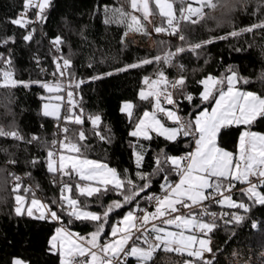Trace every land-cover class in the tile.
Instances as JSON below:
<instances>
[{
	"label": "snow or ice",
	"instance_id": "snow-or-ice-1",
	"mask_svg": "<svg viewBox=\"0 0 264 264\" xmlns=\"http://www.w3.org/2000/svg\"><path fill=\"white\" fill-rule=\"evenodd\" d=\"M240 2L241 0H129L131 11L122 8L114 11L119 17L118 22L125 23L129 32L150 35L148 26L152 25L151 31L154 33L178 35L180 41H185L182 24H198L207 16L206 9H221L224 14L231 13ZM50 3L51 0H24L23 13L10 23L27 28L29 24L43 22ZM259 6L264 7V0H260ZM32 9L36 10L35 20L28 17V12ZM156 15L161 18L159 25L152 24L151 18ZM257 29L264 30V21L187 48L178 46L175 51L144 59L119 71L162 61L169 67H178L183 73V64H173L180 54L188 51L199 55L197 50L212 44L214 39H228L229 36L236 37ZM34 31L35 29L29 30L23 36L24 41H31ZM127 34L125 32L124 35ZM9 41L15 42L12 37H8L0 39V44H7ZM51 43L59 51L63 40L57 36ZM70 68L71 60L60 57L53 73L54 77L59 76L60 79L52 82L19 81L15 79L12 70L11 55L0 53V88L15 89L19 86L30 87L32 83L38 84L49 94L41 97L47 100L42 105V115L56 120L58 132L63 135V139L51 141L44 161L47 172L51 175V182L60 187L59 198L44 203L36 197L31 186L23 185L21 176L10 173L14 180L12 191L15 215L50 219L61 225L55 229V234L49 241V252L60 257V264H132L129 258H135V264H154L159 253L186 256L184 264H212V260L206 259L205 254L213 251L211 234L220 226L218 221H223L225 225L239 224L245 217L238 212H211L208 206L216 204L222 208L248 212L249 204L233 199V190L237 184L244 185L239 192L248 201L264 205V133L253 130L258 121L264 120V96L241 90L237 85L249 84L250 81L241 77L234 68H229L228 74L222 78L209 74L197 82L203 87L201 101L214 106L210 111L208 107H204L194 119L184 120L179 115V102L174 99L173 93L183 92L187 78L180 74L176 79L170 80L162 70L156 73L155 78L145 77L143 83L146 88L140 90L139 99L151 103L153 110L143 112L129 135L151 140V133L155 132L168 141H175L182 134L194 138L195 149L183 157L168 156L161 150L155 158L156 168L153 173H137L138 179L145 181L138 185L106 163L88 159L81 151L87 147L82 143L87 140L82 127L86 119L100 140L110 142V138L100 131V115L89 114L85 117L83 108L76 111L78 105L72 89L79 88L84 81L75 82L72 73L66 72ZM161 97L164 103L173 105L175 110L163 107ZM184 98L190 103L193 101L191 93L185 94ZM134 107L133 103L125 102L121 112L131 120ZM157 113H163L175 127H166L157 118ZM69 125L81 128L77 133L69 135L73 131ZM231 126H243L235 152L218 144L221 130ZM0 138L25 140L18 129L3 125H0ZM37 140L39 137L32 136L25 142L31 144ZM133 147L135 162L139 168L144 160L143 149L141 147L140 151H135L136 146ZM7 163L14 165L17 161L10 159ZM29 163L35 166L40 161L33 159ZM169 172L174 173L178 180L169 181ZM160 173H164L161 195L146 197L152 210L140 208L137 202L134 209L129 210L111 227L110 238L102 240L109 215L115 209L137 201L141 193L150 187L149 176ZM113 190L120 194L122 200L113 201L102 213L88 210L87 200L79 199L100 196ZM64 216L69 217L67 224H71L73 220L91 222L96 225L95 230L87 236H81L65 225ZM252 226L257 227L256 224ZM11 264L27 262L14 257Z\"/></svg>",
	"mask_w": 264,
	"mask_h": 264
},
{
	"label": "trees",
	"instance_id": "trees-1",
	"mask_svg": "<svg viewBox=\"0 0 264 264\" xmlns=\"http://www.w3.org/2000/svg\"><path fill=\"white\" fill-rule=\"evenodd\" d=\"M114 0H51L45 11L46 19L33 26L35 29L31 41H24L23 36L28 28H21L10 23L17 18V11L24 7V0H0V39L12 37L14 43L0 44V53L11 55L12 70L15 79L24 82L47 81L41 78L34 62V54L43 56L48 64L53 60L50 40L60 36L63 58L71 60V68L75 82L84 81L79 88H73L79 112L83 108L85 117L89 114L100 115L102 123L100 131L110 138V142L100 140L93 132L91 123L86 119L83 127L87 145L82 148L84 156L106 163L114 167L122 176L132 179L136 184H143L137 177L138 172L151 174L156 168L155 158L164 151L168 156H178L191 150L192 138L182 134L175 141H168L162 136L152 133L151 140L129 135L132 126L140 117L141 112L151 103L141 101L138 96L140 89L146 88L145 77L155 78L156 73L164 71L168 78L183 74L187 78L183 92L175 91V100L179 102V115L184 119L193 117L204 107L213 104L204 103L200 99L202 85L197 82L211 74L222 78L228 74L229 68L237 70L238 74L247 78L250 83H240L241 90L253 91L264 96V30L257 29L228 39H214L197 52H184L177 56L173 64H183L185 71L178 67L160 63L143 65L119 71L128 65L151 59L157 55L163 56L168 51H174L178 46L188 47L210 38L226 36L231 31H239L252 24L264 21V7L260 0H241L236 9L224 14L221 9L205 10L208 14L196 25L182 24V34L186 40L166 38L160 35L152 45L132 43L123 39V27L115 22L106 23L103 6L114 4ZM111 73V75H108ZM100 77V78H95ZM49 82V81H47ZM191 93L190 103L184 95ZM48 93L38 84L30 87L19 86L15 89L0 88V125L14 127L20 131L25 140L16 141L10 138H0V168L5 175V183L0 185V264H11L14 257L22 258L27 264H60L58 255L49 252V239L54 232L57 222L50 219L40 220L27 215L16 216L14 212L13 183L10 173L24 174L35 190L46 203L59 198V185L51 182V175L44 163L46 152L53 138L57 121L52 117H44L40 106L41 97ZM129 100L135 107L133 118L130 120L121 112L122 101ZM62 115L64 109H62ZM77 133L81 126L69 125ZM243 126H231L222 129L218 144L227 150L234 151ZM253 129L264 131V120L258 121ZM32 136L39 140L26 143ZM135 151L143 149L144 160L137 168ZM14 159L16 164L10 165L8 160ZM37 159L40 163L33 166L29 161ZM167 170V169H166ZM30 174V175H29ZM164 173L150 175V187L141 193L137 201L125 204L115 209L105 224L104 236L108 234V224L114 215L134 209L136 203L143 206L147 203V194L161 189L164 183ZM176 178L174 173H168V179ZM25 181L23 185L25 186ZM39 185V188H36ZM237 184L233 190V199L243 200L250 205V210H236L245 217L239 224H222L211 234L213 256L212 264H248L249 254L258 262L264 264V205L252 204L243 197ZM30 197V194H29ZM87 200L88 207L102 213L109 203L122 200L116 191H109L92 198L79 197ZM219 206V205H218ZM38 215V214H36ZM69 217L64 216L65 225L87 236L95 230L91 222L73 220L67 224ZM256 224L257 227L252 225ZM238 252V259L233 260L232 253ZM135 261V258H129ZM187 259L182 256V262Z\"/></svg>",
	"mask_w": 264,
	"mask_h": 264
},
{
	"label": "rangeland",
	"instance_id": "rangeland-1",
	"mask_svg": "<svg viewBox=\"0 0 264 264\" xmlns=\"http://www.w3.org/2000/svg\"><path fill=\"white\" fill-rule=\"evenodd\" d=\"M115 1V3L114 4H112V5H108V6H103V9H104V11H105V15H106V19L107 20H109V21H112V22H115L116 24H119V25H122V27H123V39L124 40H126V41H129V42H132V43H144L145 45H147V46H150V45H152L153 43H154V41H155V38L157 37V36H160V35H163L164 33H160V34H157V33H154V32H152L151 31V28H152V25H149L148 26V28H149V32L151 33L150 35H144V34H142V33H139V32H129L128 31V29H127V27H126V24L125 23H120V22H118V19H119V17H118V15L115 13V11L114 10H116V9H124L125 11H131V9L129 8V0H114ZM137 15H139V14H137ZM152 24L153 25H159L160 24V22H161V18L158 16V15H156V16H153L152 18ZM125 32H127L128 34H127V36H125L124 34H125ZM165 36H166V38L168 39V38H171V36H169V35H167V34H164ZM176 49V48H175ZM175 51V50H174ZM177 76V75H176ZM178 77V76H177ZM216 77V76H215ZM44 82H47V81H44ZM141 90V89H140ZM140 90L138 91V96H139V92H140ZM202 90H203V87H202ZM201 90V91H202ZM49 95V94H48ZM173 95H174V99H175V92L173 93ZM65 96H66V94H65ZM74 99L76 100V98H75V96H74ZM65 101H66V99H65ZM161 101H162V106L163 107H166V108H170V109H173V110H175L174 109V106L173 105H167L166 103H164L163 102V97H161ZM45 102H47V100H44V101H42V103H41V106H40V109H41V112H42V105L45 103ZM125 102H131V101H129V100H126V101H122V103H121V106H120V109H121V107H122V105H123V103H125ZM132 103V102H131ZM212 106H214V104L212 105ZM211 106V107H212ZM211 107H208L209 108V111L211 110ZM63 109V108H62ZM145 110H148V111H152L153 109H152V105H151V107H147L146 109H144L142 112H141V114H140V117L143 115V112L145 111ZM201 111V110H200ZM199 111V112H200ZM198 112V113H199ZM61 113H62V110H61ZM197 113V114H198ZM196 114V115H197ZM157 118L158 119H160L161 120V122L162 123H164L165 124V126L166 127H175V125L171 122V121H168L167 120V118L164 116V114L163 113H157ZM195 118V116L193 117V119ZM136 122H138V120L136 121ZM135 122V123H136ZM135 123H134V125L132 126V129H131V131H133L134 130V127H135ZM243 130V129H242ZM241 130V131H242ZM253 130H255V129H253ZM255 131H258V130H255ZM258 132H262V133H264V131H258ZM153 133H155V132H153ZM152 134V133H151ZM240 135V134H239ZM192 138V145H191V150H189V151H187V152H185V153H183V154H181L182 156L181 157H183V156H185L187 153H189L190 151H194V149H195V143H194V138L193 137H191ZM238 139H239V137H238ZM237 144H238V140H237V143H236V146H237ZM50 146V145H49ZM227 150V149H226ZM236 150V149H235ZM235 150L233 151V152H235ZM228 151H230V150H228ZM174 157H180V155H178V156H174ZM88 159H91V158H88ZM92 160H95V159H92ZM98 161V160H97ZM103 163V162H102ZM109 167H111V166H109ZM112 168H114V167H112ZM0 170L2 171V168H0ZM0 171V172H1ZM178 180V179H177ZM59 196H60V192H59ZM37 198H39L38 196H36ZM30 198V197H29ZM40 199V198H39ZM80 199V198H79ZM113 202H111V203H109V205L110 204H112ZM88 210H90V211H93V212H97V213H100L98 210H96V209H93V208H90V207H88ZM129 211V210H128ZM128 211H126V212H124L123 214H121V215H114L113 216V218L110 220V223L108 224V234L106 235V237H107V239H109L110 238V232H111V227L113 226V225H115L119 220H121L122 218H123V216L128 212ZM240 213V212H239ZM36 214H39V213H36ZM240 215H241V213H240ZM61 225H57L56 226V228L57 227H60ZM55 228V229H56ZM69 228V227H68ZM71 231H73V232H75V233H78L79 235H81V236H84V234L83 233H81V232H79V231H77V230H74V229H72V228H69ZM55 234V230H54V232L52 233V235L50 236V238L53 236ZM49 241H50V239H49ZM213 256V254L212 253H206L205 254V258L206 259H210L211 257ZM231 257L233 258V260H237L238 259V252L237 251H235V252H233L232 253V255H231ZM252 257H253V255H250L249 254V262H248V264H251L250 262L253 260V262L255 263V262H258V260L257 259H255V258H253L252 259ZM59 259H60V257H59ZM182 256L181 255H179V254H175V253H159L158 254V256H157V258L155 259V261H154V264H184V261H183V263H181L182 261Z\"/></svg>",
	"mask_w": 264,
	"mask_h": 264
},
{
	"label": "built area",
	"instance_id": "built-area-1",
	"mask_svg": "<svg viewBox=\"0 0 264 264\" xmlns=\"http://www.w3.org/2000/svg\"><path fill=\"white\" fill-rule=\"evenodd\" d=\"M23 11H24V7L23 8H21V9H19L18 11H17V16H20L22 13H23ZM35 9H32V10H30L29 12H28V17L30 18V19H32V20H35ZM36 23H32V24H29L28 25V31L29 30H31V29H33V26L35 25ZM171 38H178V35L177 36H171ZM52 42V40H50V42H49V44H50V47H51V50H52V54H53V60H52V62H51V64H48L47 62H46V59L43 57V56H40V55H38V54H34V62H35V66H36V68H37V71L39 72V74H40V76H41V78H43V79H45V80H47V81H49V82H52V81H54V80H58V79H60L59 78V76H56V77H54L53 76V73L56 71V61H57V59L58 58H60V57H63L62 56V53H61V48H60V46H59V51H57V49H56V47H54L53 46V44L51 43ZM61 63H62V60L60 61ZM66 72H67V70H66ZM177 78V76L175 75V76H173L172 78H170V80H173V79H176ZM65 82H67L66 80H65ZM67 105H66V101H65V107H66ZM53 139H63V135L62 134H60L59 132H58V129H57V124H56V126L54 127V131H53V138H52V140ZM51 143V142H50ZM191 152V151H190ZM182 155L180 154V157H181ZM16 175H19V176H21L22 177V183H23V181H25L26 182V176L24 175V174H21V173H19V174H16ZM178 179V177L176 176V178L175 179H173V180H170V181H176ZM11 182L14 184V180H13V177H12V179H11ZM29 186H31V184L29 183V182H26L25 183V187H29ZM32 187V186H31ZM240 187H244V185H241ZM235 190V189H234ZM152 194H156V195H161V189L160 190H157V191H151V192H149L148 194H147V196H149V195H152ZM40 199H41V197L40 196H38ZM44 203H46L43 199H41ZM209 211H211V212H217V213H221V212H238V211H236V210H233V209H228V208H222V207H220V206H218V205H216V204H210L209 206ZM140 208H148V210L149 211H151L152 210V206L149 204V202L147 201V203L145 204V205H143V206H140ZM182 211H184V212H186L187 210L186 209H182ZM193 211H199V209H193ZM238 214H240L239 212H238ZM205 219H207V217H205ZM218 222H220V223H222V224H224V222L223 221H218ZM104 239H107V237H104L103 238V240ZM133 264H135V261L133 262Z\"/></svg>",
	"mask_w": 264,
	"mask_h": 264
},
{
	"label": "crops",
	"instance_id": "crops-1",
	"mask_svg": "<svg viewBox=\"0 0 264 264\" xmlns=\"http://www.w3.org/2000/svg\"><path fill=\"white\" fill-rule=\"evenodd\" d=\"M1 171V170H0ZM5 183V175L3 174V172H0V185ZM15 205V204H14Z\"/></svg>",
	"mask_w": 264,
	"mask_h": 264
}]
</instances>
